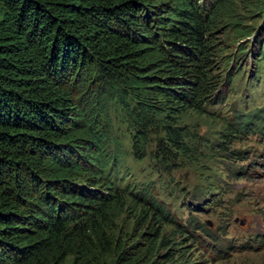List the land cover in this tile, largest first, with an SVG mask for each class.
<instances>
[{
  "label": "trees",
  "instance_id": "1",
  "mask_svg": "<svg viewBox=\"0 0 264 264\" xmlns=\"http://www.w3.org/2000/svg\"><path fill=\"white\" fill-rule=\"evenodd\" d=\"M233 2L0 0V264H177L180 247L157 257L156 227L173 219L149 186L130 185L97 105L121 92L134 142L161 123L183 151L177 117L220 100L210 61L219 51L208 35ZM258 36L264 57V26ZM238 117L236 133L264 134V112ZM127 210L138 233L109 258L62 257L105 237Z\"/></svg>",
  "mask_w": 264,
  "mask_h": 264
},
{
  "label": "rangeland",
  "instance_id": "2",
  "mask_svg": "<svg viewBox=\"0 0 264 264\" xmlns=\"http://www.w3.org/2000/svg\"><path fill=\"white\" fill-rule=\"evenodd\" d=\"M231 5L233 10L224 12L208 35L219 51L218 60L211 56L210 61L220 100L206 105L204 112L188 110L177 117L174 126L187 133L183 151L165 139L161 123L150 127L141 144L134 142L136 127L120 107L121 92L112 89L97 105L101 114L109 115L110 148L119 152L118 164L130 175V185L136 190L149 186L151 197L174 221L156 227L163 243L159 261L180 247L177 264H264V134L234 130L238 115L264 112V57L255 51V45L263 48V39L256 40L264 26V0H235ZM225 9L220 7L218 16ZM135 215L121 212L105 237L92 245L74 244L62 257L88 259L99 253L100 260L109 258L119 243L138 233ZM155 226L152 220L139 229Z\"/></svg>",
  "mask_w": 264,
  "mask_h": 264
}]
</instances>
